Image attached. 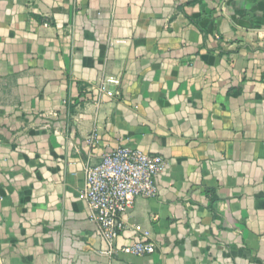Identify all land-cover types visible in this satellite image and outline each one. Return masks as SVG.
<instances>
[{
	"label": "crops",
	"instance_id": "0c3cea01",
	"mask_svg": "<svg viewBox=\"0 0 264 264\" xmlns=\"http://www.w3.org/2000/svg\"><path fill=\"white\" fill-rule=\"evenodd\" d=\"M263 31L264 0H0V264H264ZM119 146L164 161L117 239L151 255L81 195Z\"/></svg>",
	"mask_w": 264,
	"mask_h": 264
},
{
	"label": "built area",
	"instance_id": "2783aa9c",
	"mask_svg": "<svg viewBox=\"0 0 264 264\" xmlns=\"http://www.w3.org/2000/svg\"><path fill=\"white\" fill-rule=\"evenodd\" d=\"M261 45L264 48V31ZM93 139L89 137V142ZM163 169L164 161L160 156L127 146L106 153L97 164L85 165L81 195L89 217L99 226L106 243L103 254L109 258L119 253L146 256L157 250V245L143 236L124 246H118L117 239L125 230L124 216L134 208L137 199L157 196V179Z\"/></svg>",
	"mask_w": 264,
	"mask_h": 264
}]
</instances>
